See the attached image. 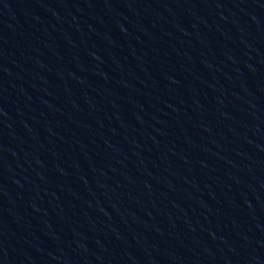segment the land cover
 <instances>
[{
  "label": "water",
  "instance_id": "1",
  "mask_svg": "<svg viewBox=\"0 0 264 264\" xmlns=\"http://www.w3.org/2000/svg\"><path fill=\"white\" fill-rule=\"evenodd\" d=\"M0 264H264V0H0Z\"/></svg>",
  "mask_w": 264,
  "mask_h": 264
}]
</instances>
